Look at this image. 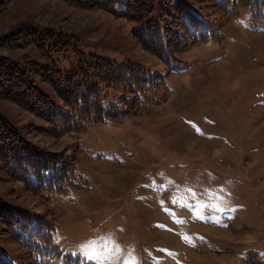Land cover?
Wrapping results in <instances>:
<instances>
[{
  "label": "rangeland",
  "instance_id": "rangeland-1",
  "mask_svg": "<svg viewBox=\"0 0 264 264\" xmlns=\"http://www.w3.org/2000/svg\"><path fill=\"white\" fill-rule=\"evenodd\" d=\"M2 1L0 36L17 27L53 29L86 57L167 70L126 17L63 0ZM182 1L210 12L197 0ZM135 4L164 26L169 2ZM113 5L124 9L125 0ZM248 15L244 3L231 16L213 12L219 38L173 52L184 66L169 75L161 103L87 121L83 131L49 134L43 119L0 98V113L39 150L63 151L78 141L84 150L78 169L87 178L67 193H36L0 164V200L49 213L56 237L93 264H264V28H251ZM0 53L46 60L32 44ZM76 54L69 49L55 58L68 67ZM36 85L55 95L38 77ZM0 248L12 264H29L1 216Z\"/></svg>",
  "mask_w": 264,
  "mask_h": 264
},
{
  "label": "trees",
  "instance_id": "trees-1",
  "mask_svg": "<svg viewBox=\"0 0 264 264\" xmlns=\"http://www.w3.org/2000/svg\"><path fill=\"white\" fill-rule=\"evenodd\" d=\"M63 1L79 8L107 10L117 17L135 21L133 32L144 48L168 66L162 72L130 59L117 62L98 55L86 57L79 54L70 36L48 28L17 27L0 36L1 48L32 44L46 57L40 63L0 53V98L43 119L46 127L42 131L53 135L80 132L87 121L122 117L161 103L169 88V75L184 66L173 52L219 38L221 25L211 17L213 12L231 16L236 12V5L244 3L249 11L248 25L264 28V0H197L209 9L206 13L200 12L201 7L194 8L182 0H164L171 7L164 13L163 27L153 20L152 10H147L145 5L144 11L141 5L135 4L136 0H125L124 9H115L113 3L119 0ZM3 4L0 0V9ZM69 49L78 54L68 67H61L55 56ZM37 77L50 85L54 96L40 90ZM67 148L58 152L39 150L0 113V164L9 178L21 181L30 190L67 193L71 186L87 185V178L78 169L83 148L78 141ZM0 216L8 236L24 249L29 264H93L68 250L63 237H56L58 225L49 213L0 200ZM0 264H12L1 248Z\"/></svg>",
  "mask_w": 264,
  "mask_h": 264
},
{
  "label": "snow or ice",
  "instance_id": "snow-or-ice-1",
  "mask_svg": "<svg viewBox=\"0 0 264 264\" xmlns=\"http://www.w3.org/2000/svg\"><path fill=\"white\" fill-rule=\"evenodd\" d=\"M92 243H95V241H93Z\"/></svg>",
  "mask_w": 264,
  "mask_h": 264
}]
</instances>
